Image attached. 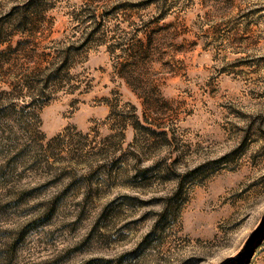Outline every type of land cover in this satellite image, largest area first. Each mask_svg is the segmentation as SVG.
<instances>
[{"label":"rangeland","instance_id":"obj_1","mask_svg":"<svg viewBox=\"0 0 264 264\" xmlns=\"http://www.w3.org/2000/svg\"><path fill=\"white\" fill-rule=\"evenodd\" d=\"M0 264H264V0H0Z\"/></svg>","mask_w":264,"mask_h":264}]
</instances>
